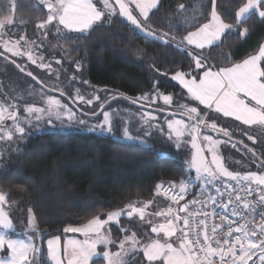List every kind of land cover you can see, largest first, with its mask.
<instances>
[{"label":"snow or ice","instance_id":"6c2138e0","mask_svg":"<svg viewBox=\"0 0 264 264\" xmlns=\"http://www.w3.org/2000/svg\"><path fill=\"white\" fill-rule=\"evenodd\" d=\"M39 3L47 9L46 18L36 25L38 29L44 30V39L53 30L57 37L62 31L86 33L94 30L95 26L111 23L114 17H119L133 26L134 31L144 33L145 37H151L153 41L166 46L175 45L181 50L192 48L187 55L194 62L195 69L187 73L177 71L172 79L178 81L191 99L198 101L205 109L214 110L224 117H233L243 125L264 129V44L259 46L256 54L249 55L240 62H232L231 66H219L215 71L213 67L216 66L209 65L202 52L195 51L222 47L227 36L253 14H258L264 21V0H246L235 13V24L227 23L217 11L216 0H210L208 22L200 24L195 31H187L179 42L175 35L157 30L149 23L150 14H156L153 10L159 11L161 0H39ZM12 7L14 9L15 5ZM178 7L183 10L185 5L180 4ZM20 22L25 23L22 19ZM13 23L11 14L0 15V48L4 49L0 56L5 60H8L5 53H10L12 57H27L31 64L51 73V64L44 62V56L35 55L34 40L24 35L15 40L4 38L7 35L6 27ZM167 23L171 30L173 22L169 20ZM183 23L188 22L185 20ZM248 31L243 28L238 35L244 37ZM64 39L68 37L65 35ZM221 55L223 59H230V53ZM12 63L21 72L26 71L15 60ZM56 63L59 64L60 61ZM79 67L77 63L78 70ZM198 69H203L202 75L193 74ZM26 74L42 84L33 72L27 71ZM63 94L62 91L61 95ZM156 96H160L166 105L173 102L171 95H162L157 90L153 97L145 94L132 100V103L139 100L155 103ZM75 98L89 105L93 103V99L85 101V96L80 94L79 89L76 90ZM94 99L99 100V96ZM44 102L45 107L26 104L24 111L37 121L47 116L50 125L53 119L62 123L64 120L69 123L75 120L82 125L86 123L78 119L76 113L59 99L47 96ZM100 107L103 109L102 105ZM179 107L183 109L181 115L186 114L190 121L195 122L188 124L184 120H168L167 138L174 140L175 146L179 148L186 134L191 137L194 152L189 167L195 171V180L203 186L200 197L181 205L180 202L185 200L190 191L191 182H170L168 189L158 183L156 194H161L163 190V195L170 201L167 208L149 212L147 210L153 201L144 202L142 206H138L140 202H131L123 208L108 211L104 219L96 214L79 226L68 225L64 227V233H78L83 239L68 238L64 241L63 248L60 237L48 240L47 258L50 264H96L97 260H102L103 264H142L140 260H136L140 253L146 264H264V171L242 173L230 170L218 152V146L222 142L211 135H202L200 129L203 125L229 138L233 134L227 127H219L215 120L209 123L211 117L205 119L207 114L202 115V110H198V107ZM91 115L98 114L93 110ZM102 116L103 119L88 127L87 131H99L102 135L113 134L112 114L102 111ZM141 119L146 125L144 136H150V130L154 127L164 133L162 127L151 123L156 119L151 113H144ZM7 121H11V125ZM27 122L31 124V120ZM24 134L25 127L22 126L16 105L0 103V141L11 142L14 137L23 139ZM122 139L146 143L140 137H134L127 126L123 128ZM248 140L255 142L251 135H248ZM205 151L210 154L211 159L205 155ZM248 151L255 155L253 149ZM259 167L264 169V160ZM208 186L214 189L215 195L207 191ZM254 193L255 199H248ZM8 205L9 194L0 191V252L5 253L0 257V264H36L35 257L41 252V248L34 243L33 237L29 236L24 240L13 239L8 235L9 231H14L13 222L6 210ZM217 208L222 211L217 212ZM28 213L30 230L38 232L35 214L30 208ZM122 217L130 222L135 221L138 229L142 224H148L155 236L147 237L142 242L137 231H132L122 222ZM112 225L118 226L119 231L125 233L118 241L119 250L115 252L110 250V246L117 244L112 237Z\"/></svg>","mask_w":264,"mask_h":264},{"label":"trees","instance_id":"16d2710c","mask_svg":"<svg viewBox=\"0 0 264 264\" xmlns=\"http://www.w3.org/2000/svg\"><path fill=\"white\" fill-rule=\"evenodd\" d=\"M245 2L216 0L217 11L227 23L235 24V13ZM200 3L201 11L193 12L192 8ZM180 4L185 5L183 10L179 9ZM153 11L156 14H150L149 21L153 28L170 32L179 42L187 31L196 29L208 19L211 4L210 0L206 3L203 0H161L159 11ZM187 13L194 15L190 23L196 19L195 25L183 23ZM9 14L15 19L9 26L12 30H31L46 18L47 10L34 0H0V15ZM21 19L25 23H21ZM169 20L173 22L171 30ZM243 28L249 31L241 37L238 32ZM65 35L68 39H64ZM263 42L264 21L253 14L227 36L222 47L207 48L202 55L209 65L216 66L214 68L227 67L256 54ZM51 45L62 48L65 59L68 57L82 64L88 84L113 89L126 100L157 86L177 93L180 87L165 84L158 77L195 69L187 55L191 49L181 50L175 45L153 41L144 33L134 31L133 26L119 17L85 34L61 33L53 38ZM222 53H230V59H223ZM159 150L109 135L61 130L30 135L13 150L0 170V191L9 194L10 215L18 209L29 208L35 214L42 233L37 264H49L45 242L50 237H62L64 227L79 226L96 214L104 218L108 211L131 202L142 204L160 198L156 194L158 183L179 184L188 177L189 172L177 149L165 148L166 155ZM14 221L21 223L17 218ZM122 222L140 233L135 221L122 217ZM111 227L113 239H122L125 233L120 232L118 226ZM136 260L146 264L141 254ZM96 264H103V261L97 260Z\"/></svg>","mask_w":264,"mask_h":264},{"label":"rangeland","instance_id":"374dc122","mask_svg":"<svg viewBox=\"0 0 264 264\" xmlns=\"http://www.w3.org/2000/svg\"><path fill=\"white\" fill-rule=\"evenodd\" d=\"M34 1L40 4L39 0ZM203 3H206V0H203ZM9 7L11 8V5ZM201 8L202 3L195 6V8H192V11L195 12L198 9L201 11ZM200 15L202 16L203 12ZM192 17H194V15L187 13L184 15V20H187V22L190 23ZM208 19H210V16H208ZM208 19L204 23L208 22ZM196 23L195 19V21L190 24L195 25ZM18 25L21 26L20 23ZM195 30L196 29H193L191 31ZM5 31L7 32V35L4 37L5 39L11 38L12 40H15L18 39L19 36L24 35L27 38L34 40L36 42L33 46L35 49V55H43L44 62L51 64L53 71L49 73L47 69L38 68L37 65L31 64V62L27 60V57H12L10 53H5V55L8 56V60H5L3 56H0V103H4L5 105L15 104L17 111L20 114L22 126L25 127L23 139L14 137V140L11 142L0 141V170L9 161L12 151L16 150V148L23 143L28 136L48 130L80 131L100 134L99 131H87V128L94 126L99 120L103 119L102 111H109L112 114L113 134L105 133L104 135L124 140L122 139L123 128L127 126L134 137H140L142 140L146 141V143L142 145L157 149L160 148V153L164 155L167 154L165 148L177 149L181 153L182 159L185 162L186 169L189 172L188 177H190V181L194 183L196 182L195 184L193 183V185L198 186L200 183L195 180V171L189 167V162L194 152L190 143L191 137L186 134L185 137L182 138L181 146L179 148L175 146L174 140H169L167 138L168 120H184L188 124L195 122L190 121L186 114L181 115L183 109H181L179 105H188L189 107H198V110H202V115L206 113L207 115L205 116V119L211 117L208 121L209 123L211 120H215L219 127H227L233 134L231 138H229L224 136L223 133H219L210 128L204 127L203 125L200 129L202 135H211L214 139H218L222 142L218 146V152L225 159L226 166H228L230 170L240 171L242 173L247 171H264V169L259 167L261 161L264 160V129H261L258 126L243 125L240 121H236L234 118H221V115L214 112V110L208 109L206 111L203 105H200L198 101L191 99L187 90L180 86L178 81L172 79L173 74H163L162 78H158L165 84L177 85L180 87L179 92L176 93L172 90L166 92V90L157 86L150 91H146L139 96L131 98V100H126L113 89L92 86L88 84V82L84 83V81L87 80L82 64L78 61L71 60L68 57L65 59V55L61 50L62 48L51 45L53 38L57 36L54 30L49 33L46 39L42 37V32L44 30L38 29L37 27L31 30L25 28H16L12 30L11 27L8 26ZM62 33L64 32L62 31ZM188 49L192 50V48ZM206 49L207 48L204 50L195 49V51L203 52ZM3 51L4 49L0 48V52ZM13 60H15L16 63L21 64V67H25L26 71L21 72L15 64L12 63ZM58 60L60 61L59 64L56 63ZM77 63L80 65L79 70L77 69ZM27 71L33 72V74L42 81V84L37 83V81H34L31 77L27 76ZM193 74L198 75V73ZM72 77H75V79H72ZM77 89H79L80 94L85 96V101H87V99H93V103L89 105L86 102H80L77 100L75 98ZM157 90L162 95H171L173 97L172 104L166 105L160 96H156L155 103H151L150 100H139L137 103H132V100L145 94L149 95L150 98L153 97ZM62 91L64 93L63 95H61ZM47 96H53L59 99L62 103L67 104L68 107L76 113V117L84 120L86 123L82 125L75 120L71 123L64 120L62 123L59 120L53 119L52 124L50 125L48 124L47 116H44L40 121L35 120L34 117H29L28 113L24 111L25 105L32 103L36 104L38 107H45L44 100ZM95 96H99V100L94 99ZM101 105L103 106V109H101ZM93 110H95L98 115H91ZM144 113H151L155 116L156 119L151 121V123L162 127L164 133L159 132L154 127L150 130V136H144L146 125H144L143 120L141 119ZM28 120H31V124L27 122ZM11 123V121H7L8 125H11ZM245 132H247V135H245ZM202 135L201 143L203 146ZM248 135L253 136L255 142L248 140ZM241 141H243V143H241ZM128 142L140 143L138 140ZM233 145H235V147H233ZM245 145H247V147H245ZM248 149H253L255 155H253L252 152H249ZM205 155L211 159L210 154L207 153V151H205ZM187 178H185L184 181L187 180ZM191 192L192 189L188 192L189 196H191ZM157 199H150L153 203L155 202V205L151 204L147 211H155ZM9 207L11 206H6L8 212ZM9 217L13 222L14 231L9 232L8 235L12 232L23 233L27 239L31 236L33 237L34 243L37 245L38 242L39 244L42 233L30 230L28 225V209H18L17 212L13 211L12 215L9 213ZM16 218L19 219L21 223L16 222V224L14 221ZM139 230L140 233L138 232L137 235L142 242H144L147 237L155 236L154 233H151V228L148 224H146V226L141 225ZM118 241L119 240H117L115 246H110L111 251L115 252L119 250ZM140 254L142 255V253Z\"/></svg>","mask_w":264,"mask_h":264},{"label":"crops","instance_id":"0c3cea01","mask_svg":"<svg viewBox=\"0 0 264 264\" xmlns=\"http://www.w3.org/2000/svg\"><path fill=\"white\" fill-rule=\"evenodd\" d=\"M263 44H264V42H263ZM214 71L215 70H217V68H214L213 69ZM202 72H203V70L200 72V73H198V75H202ZM173 75H175V74H173ZM172 75V76H173ZM179 83V82H178ZM180 85V84H179ZM181 86V85H180ZM208 109H206V111H207ZM219 115H221L220 117L221 118H230V119H232L233 117H224L221 113H218ZM185 182H191L190 181V177H188L187 178V180H185ZM193 183L194 182H191V186H190V189H193L195 186L193 185ZM196 183V182H195ZM194 183V184H195ZM203 190V186L200 184V185H198V186H196L195 188H194V190H192V192L191 193H193V194H191L190 193V195H191V197H190V199H193V198H198V197H200V192ZM207 191L208 192H211V189H210V186H208V189H207ZM157 199V198H156ZM150 201V200H149ZM146 202H148V201H146ZM155 203V202H154ZM154 203H152V204H154ZM155 205V204H154ZM168 205H169V202L166 200V199H163V198H158L157 199V202H156V206H155V211H157V210H160V209H164V208H167L168 207ZM138 206H142V204H138ZM104 218H106V216L104 217ZM104 218H102V219H104ZM138 219V218H137ZM142 225H144V226H146V224H142ZM9 232H11V231H9ZM8 232V233H9ZM13 233V232H12ZM11 234V233H10ZM9 234V236L11 237V238H13V239H24V240H27V237L23 234V233H13L15 236H12V235H10ZM55 237H57V236H54V237H50V238H48L47 240H46V242H45V246H46V252H47V241L48 240H50V239H54ZM59 237V236H58ZM68 239V238H75V239H83V237L80 235V234H78V233H65L62 237H60V240H61V248H63V243H64V241H65V239ZM37 241V240H36ZM37 246H39V244H38V242H37ZM38 254L39 253H37L36 254V257H35V260H36V264H37V258H38ZM5 255V253H3V252H0V257H3ZM49 262V261H48ZM49 264H50V262H49Z\"/></svg>","mask_w":264,"mask_h":264},{"label":"built area","instance_id":"2783aa9c","mask_svg":"<svg viewBox=\"0 0 264 264\" xmlns=\"http://www.w3.org/2000/svg\"><path fill=\"white\" fill-rule=\"evenodd\" d=\"M233 184L235 183V182H232ZM163 184V188L164 189H168V187H169V183L168 182H163L162 183ZM201 184V183H200ZM221 187H222V190H223V186L221 185ZM210 189H211V193L213 194V195H215V191H214V189L210 186ZM241 195H243V193H241ZM159 196L160 197H162V198H164V199H166L165 198V196L163 195V190L161 191V194H159ZM199 198V197H198ZM194 199V198H193ZM248 199H250V200H252V199H255V193L253 194V196H251V197H248ZM167 200V199H166ZM190 200H192V199H190L189 198V195H188V193H187V195L185 196V200H183V201H181L180 202V204L182 205L183 203H185V202H187V201H190ZM168 202H170L169 200H167ZM208 210H210V209H208ZM220 211H222L221 209H219V208H217V212H220ZM235 219V218H234ZM258 219V218H257ZM217 222H219V221H217Z\"/></svg>","mask_w":264,"mask_h":264}]
</instances>
